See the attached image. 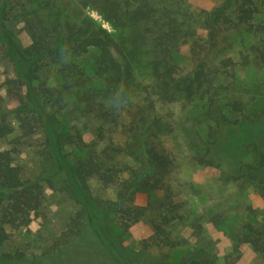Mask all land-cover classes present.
Here are the masks:
<instances>
[{"label":"trees","instance_id":"obj_1","mask_svg":"<svg viewBox=\"0 0 264 264\" xmlns=\"http://www.w3.org/2000/svg\"><path fill=\"white\" fill-rule=\"evenodd\" d=\"M161 1L76 0L68 6L59 0H0V56L13 69L4 84L16 101L15 106L9 107L0 95V264H16V259L23 256L17 247L6 248L9 239L13 232L29 227L39 217L43 181L61 184L54 178L60 173L65 175L63 183H69L71 194L82 204L71 219L74 226L63 235L78 232L83 212L89 216L98 241L113 264H127L117 236L99 224L104 213L94 216L86 199L87 181L94 179L114 191L109 207L118 228L125 231L150 211L154 244L172 245L166 226L180 214L164 181L172 164L159 143L165 126L144 105H137L131 117L120 113L140 94L133 69H148L152 92L158 95L147 97L166 99L183 93L190 98L203 87L202 54L214 44L220 29L239 28L246 34H264V0H221L201 8L198 15L205 35L198 34L191 41L194 65L184 72L170 62L171 53L184 36L194 32L184 31L171 17L166 1ZM86 7L98 11L114 31H108L86 14ZM18 29L26 33V45L15 39ZM145 37L149 42L142 44ZM142 46L149 56L140 66L137 49ZM69 105H73L71 110L79 119H92L98 127L108 125L124 131L126 141H115L112 133L99 130L96 140L103 141L104 146L101 151L96 150L95 142L84 141L79 125L62 120L61 114ZM34 140L35 146H40L37 154L41 164L39 171L31 174L16 161V156L24 146H34ZM67 145L85 155L70 162ZM129 158L137 164L133 165ZM235 174L249 178L264 190L261 161L245 165ZM154 192H161L162 197L135 203L138 195L148 197ZM242 231L240 240L264 253V229L246 224ZM89 259L86 256L81 264ZM182 264L216 262L197 256L183 259Z\"/></svg>","mask_w":264,"mask_h":264},{"label":"rangeland","instance_id":"obj_2","mask_svg":"<svg viewBox=\"0 0 264 264\" xmlns=\"http://www.w3.org/2000/svg\"><path fill=\"white\" fill-rule=\"evenodd\" d=\"M75 1L59 0L68 6ZM220 1H161L168 5L171 17L184 31L194 32V35L184 36L171 53L170 62L176 63L180 72L194 65L190 46L191 41L202 34L199 10ZM85 12L108 31H114L95 9L86 7ZM14 34L22 45L29 42L23 30L18 29ZM147 42L146 38L142 44ZM213 43L202 54L203 87L193 96L186 98L180 93L166 99L147 97L158 94L152 92L148 69L137 68L133 69V75L140 94L120 110L121 115L128 118L137 105H144L150 115L165 126L159 143L172 164L164 181L180 214L166 226L172 245L154 244L150 211L125 231L118 228L117 218L109 207L114 191L94 179L87 181L84 192L88 197L84 195L93 215L104 213L99 224L117 236L127 264H182L183 259L197 256L207 257L216 264H264V253L240 240L246 224L264 229V190L249 178L235 174L256 161L264 166V34L225 28L217 32ZM137 50L142 66L149 55L143 46ZM12 75L10 63L0 56V95L9 107L15 106L16 101L13 94L7 92L4 81ZM71 107L73 105L62 112V120L69 125H79L84 141L95 142L96 150L101 151L104 146L103 141L96 140L99 130L112 133L115 141H126L124 131L108 125L98 127L92 119H79ZM34 141V146H24L23 152L16 156V161L31 174L37 173L41 164L37 154L40 146H35L37 141ZM65 149L70 162L74 157L85 155L71 145ZM129 161L137 164L133 158ZM54 178L62 183L50 185L43 181L39 217L29 227L13 232L9 239L6 248L17 247L23 253L16 264H81L86 256L90 257L86 264H113L98 241L89 216L83 212L78 232L69 236L62 234L74 226L71 219L82 209V204L71 194L69 183H65L67 186L63 183L65 175L60 173ZM161 197V192L148 197L140 194L135 203L144 204ZM60 240L62 242L56 244Z\"/></svg>","mask_w":264,"mask_h":264}]
</instances>
